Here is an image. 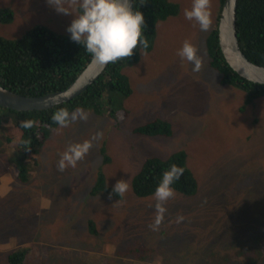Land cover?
<instances>
[{"label":"rangeland","instance_id":"374dc122","mask_svg":"<svg viewBox=\"0 0 264 264\" xmlns=\"http://www.w3.org/2000/svg\"><path fill=\"white\" fill-rule=\"evenodd\" d=\"M168 1L179 6L178 14L159 22L153 48L122 70L130 96L109 94L111 117L86 110L87 120L51 129L38 161L24 162L25 183L14 174L18 134L8 130L14 132L8 144L0 130V264H6L4 254L20 249L27 250L26 264H264V97L244 106L245 94L224 85L209 66L205 40L217 24L220 0H210L206 32L184 17L192 0ZM63 6L75 14L74 0ZM2 8L13 11L11 23L0 22L4 38L17 39L37 25L69 34L72 15L58 13L47 0H0ZM185 40L202 59L198 72L177 54ZM156 118L172 124L170 137L132 133ZM98 132L75 168L58 170L70 143ZM180 150L197 192H175L153 230L156 201L135 196L132 179L146 158ZM99 170L112 189L129 179L128 191L119 198L91 194Z\"/></svg>","mask_w":264,"mask_h":264},{"label":"trees","instance_id":"16d2710c","mask_svg":"<svg viewBox=\"0 0 264 264\" xmlns=\"http://www.w3.org/2000/svg\"><path fill=\"white\" fill-rule=\"evenodd\" d=\"M223 2L224 0H220L221 7ZM133 7L141 11L145 18L143 34L148 40L146 49L138 46L131 57L109 63L100 77L70 102L44 111L19 112L0 108V130L6 131L3 142L9 144L14 139V132L8 133V130L13 128L18 134L16 143L14 142V155L18 154L20 163L14 174L21 183L29 180L24 162L29 161L34 165L38 161L41 146L49 137L51 129L58 126L51 120L52 114L61 107L69 111L80 107L91 110L96 115L107 114L111 117L113 110L109 94L119 93L123 97L131 94V86L122 70L139 60L140 51L149 52L153 48L157 24L179 12V6L168 0H135ZM12 21V9H0V22L9 24ZM217 34L216 24L205 40L210 68L220 75L224 85L245 94L244 106L264 97V85L243 79L228 66L219 48ZM236 34L244 56L253 64L264 67V0H237ZM69 36L70 34L57 33L42 25L32 27L17 39L0 35V86L25 96H41L66 88L91 59V55L79 44L71 41ZM22 120H32L34 123L31 128H23L20 126ZM132 133L170 137L173 126L166 120L156 118L133 129ZM102 154L104 164H107L108 158L104 149ZM186 158L183 150L174 152L167 158H146L140 171L132 179L133 194L139 198L153 195L162 173L172 164H176L184 168V173L173 185L175 192L184 196L195 195L197 182L186 166ZM102 192L112 197H120L112 193V188L105 182L103 171L99 170L90 193ZM89 231L96 233L91 221ZM259 253L262 252L259 250ZM26 255L27 250L20 249L4 254V257L6 264H26Z\"/></svg>","mask_w":264,"mask_h":264},{"label":"clouds","instance_id":"9594fccd","mask_svg":"<svg viewBox=\"0 0 264 264\" xmlns=\"http://www.w3.org/2000/svg\"><path fill=\"white\" fill-rule=\"evenodd\" d=\"M48 4L58 13L70 14L73 19L66 31L70 34L71 41L83 47L92 57V62L106 66L118 60L133 55V50L138 46L147 48L148 40L143 34L145 23L141 11L133 7L135 0H74L76 12L73 14L63 6L64 0H47ZM184 17L199 25L201 31H208L212 24L210 0H192L191 7L184 9ZM197 48L185 40L178 50V56L193 65V71H200L202 59L197 54ZM89 113L80 107L73 111L61 107L51 116V120L60 128H66L77 120H87ZM32 120H22L20 126L31 128ZM101 133H96L92 139L78 143H70L57 162L59 171L68 167L75 168L92 148V140ZM184 173V168L172 164L162 176L155 188L153 197L155 203V220L150 226L157 230L161 223L166 208L164 204L175 195L173 185L179 181ZM129 180V179H128ZM128 180H117L112 193L123 196L129 189ZM118 201L117 203H119Z\"/></svg>","mask_w":264,"mask_h":264},{"label":"water","instance_id":"95a60500","mask_svg":"<svg viewBox=\"0 0 264 264\" xmlns=\"http://www.w3.org/2000/svg\"><path fill=\"white\" fill-rule=\"evenodd\" d=\"M237 0H224L217 20L218 45L228 66L240 77L264 85V67L250 62L241 52L236 34ZM109 65V64H108ZM92 62V57L74 80L63 90L41 96H25L0 86V108L14 111H44L70 102L81 95L107 66Z\"/></svg>","mask_w":264,"mask_h":264}]
</instances>
